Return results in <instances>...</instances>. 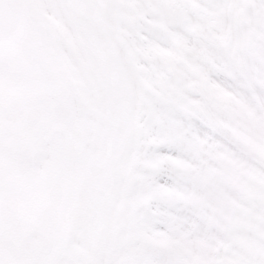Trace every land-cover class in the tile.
<instances>
[{"label": "snow or ice", "instance_id": "6c2138e0", "mask_svg": "<svg viewBox=\"0 0 264 264\" xmlns=\"http://www.w3.org/2000/svg\"><path fill=\"white\" fill-rule=\"evenodd\" d=\"M0 264H264V0H0Z\"/></svg>", "mask_w": 264, "mask_h": 264}]
</instances>
